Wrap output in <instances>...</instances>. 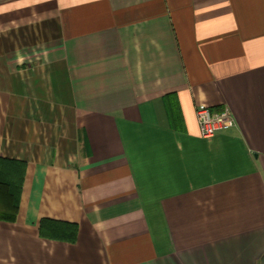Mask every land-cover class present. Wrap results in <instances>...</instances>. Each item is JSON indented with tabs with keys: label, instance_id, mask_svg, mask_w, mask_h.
I'll use <instances>...</instances> for the list:
<instances>
[{
	"label": "crops",
	"instance_id": "0c3cea01",
	"mask_svg": "<svg viewBox=\"0 0 264 264\" xmlns=\"http://www.w3.org/2000/svg\"><path fill=\"white\" fill-rule=\"evenodd\" d=\"M0 158V264H264V0H0Z\"/></svg>",
	"mask_w": 264,
	"mask_h": 264
},
{
	"label": "trees",
	"instance_id": "16d2710c",
	"mask_svg": "<svg viewBox=\"0 0 264 264\" xmlns=\"http://www.w3.org/2000/svg\"><path fill=\"white\" fill-rule=\"evenodd\" d=\"M24 170V163L0 158V221L15 218ZM56 224L65 226L71 233L77 232L76 225Z\"/></svg>",
	"mask_w": 264,
	"mask_h": 264
},
{
	"label": "built area",
	"instance_id": "2783aa9c",
	"mask_svg": "<svg viewBox=\"0 0 264 264\" xmlns=\"http://www.w3.org/2000/svg\"><path fill=\"white\" fill-rule=\"evenodd\" d=\"M195 116L200 136L204 139L214 137L222 129L233 124V117L226 109L214 112L210 108L199 106L195 109Z\"/></svg>",
	"mask_w": 264,
	"mask_h": 264
},
{
	"label": "rangeland",
	"instance_id": "374dc122",
	"mask_svg": "<svg viewBox=\"0 0 264 264\" xmlns=\"http://www.w3.org/2000/svg\"><path fill=\"white\" fill-rule=\"evenodd\" d=\"M31 137H34L35 139L36 138L39 139L40 143L35 149H31L30 151H32L36 155H39L40 157H45L48 161H51L53 158H55L56 154H60L63 151V149L60 147L62 145L61 139L58 142H53L51 145L49 140H47L48 141L47 144L46 143L43 144L42 142L45 138H48L47 135L43 137L38 133V134H31ZM34 138H32V140H35Z\"/></svg>",
	"mask_w": 264,
	"mask_h": 264
}]
</instances>
